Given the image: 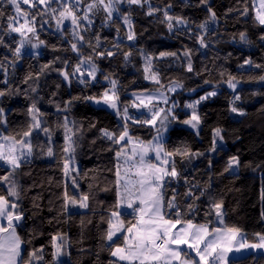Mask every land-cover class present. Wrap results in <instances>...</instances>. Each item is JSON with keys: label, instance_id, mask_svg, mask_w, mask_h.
Segmentation results:
<instances>
[{"label": "trees", "instance_id": "obj_1", "mask_svg": "<svg viewBox=\"0 0 264 264\" xmlns=\"http://www.w3.org/2000/svg\"><path fill=\"white\" fill-rule=\"evenodd\" d=\"M152 3L161 8L171 4L172 14L182 15L189 20L192 36L189 37L187 31L169 32L165 24L160 23L162 13L148 16L145 14L146 8L132 6L129 9L125 5L122 11L132 13L135 41L126 40V29L119 16L116 17V24L110 26H103L102 20L95 19L94 27L85 34L86 38L98 34L102 48H112L113 43L120 38L121 49H113L118 52L117 55L111 58L94 57L100 68L99 83L92 82L86 87L73 80L69 85L59 72L54 70L64 67L65 59L70 65H74L77 58L70 49V37L61 36L53 29V25L44 26L39 32L40 39L46 41V46L41 47L39 56L22 55V59L16 62L14 67L8 68L7 83H4L3 73H0V90H8L5 96L0 97V108L4 109V117L7 120L6 125L0 124V133L16 134L26 129L29 122L27 109L33 99L37 100V106L45 113L42 118L48 122L49 127L55 129L53 141L57 151L63 145V129L57 128L56 125L62 122L65 115L63 112H57V105L63 107L69 100H73L67 115L83 128L76 164L82 174L79 177L80 192L88 193L91 197L89 209H81L79 212L72 209L71 215H58L62 202L58 197L64 191V185L61 183L62 165L54 158L48 161L46 156L39 154V149H36L37 155L31 162L18 170L20 175L17 179L23 188L19 210L25 215L18 233L22 239L28 241L23 245L25 256L33 249L42 247L45 261H52L51 237L60 232L66 234L69 241L68 262L64 259L60 264H108V261L113 259L107 248H102L105 243L102 236L107 229V223L102 222L101 217L107 219L109 210L116 201L115 153L120 146L113 145L111 141L103 138L100 129L118 130L121 121L110 111L96 108L91 101L82 98L99 95L108 86L104 79L106 75L118 79L121 101H130L134 91H154L156 86L143 78L144 61L140 55L141 50L153 55L163 51L181 54L180 59L168 57L155 60L154 64L163 84L168 85L171 81L183 83V89L172 97L177 99L182 107L188 101L197 100L209 91H217V96L198 105L202 121L199 135L193 129L172 126L167 133L166 147L172 150L187 146L193 152L203 153L198 158H176L177 168L182 171V176H192L204 163L207 164V170L211 160L213 166L209 168V175L203 177L202 184L205 187L211 184L210 191L217 199L223 197L229 223L241 227L250 240L252 233L264 232V219L261 218V213L264 212V83L257 79L264 75V68L249 65L240 67L248 58L255 64L264 65V41L259 39L260 34L264 33V27H260L253 19L252 2L248 0V15L241 16L243 0H209L218 21L210 25L215 28L213 39L216 42L207 49L200 48L195 40V32L198 31L196 24L203 22L208 16L206 7L200 5L199 0H152ZM6 12H10V9H6ZM117 25L120 26L119 33L116 32ZM241 32L248 34L250 44L241 43ZM4 39L8 47L0 46V61H5L6 57L12 58L10 49L15 48L18 36L12 34ZM185 47L193 50L191 73L186 71V62L182 56ZM129 51L132 55L129 61L125 62L123 53ZM90 52V48H84V54ZM45 64L51 67L43 69L41 73ZM37 73L41 75L34 84ZM29 74L33 75V80L25 84L24 80ZM229 74L240 80L237 91L241 100L237 102V106L245 111L244 116L230 111L229 102L234 93L224 83ZM30 86L37 87L38 96L32 93ZM193 89L195 91H192ZM75 97L81 99H73ZM180 112L182 115L179 117L182 120L190 115L186 111ZM215 128H220L224 136L222 147L219 148L224 156L217 163H214L215 156L210 153ZM130 131L135 137L143 140H150L155 135L154 129L145 125H130ZM32 140L37 145L47 142V139L37 132L33 133ZM218 152L220 150L216 154ZM231 155L239 156L241 166L236 173H224L226 161ZM7 171L5 166L0 165V175ZM85 173L87 175H83ZM5 191L6 187L0 184V193ZM69 192H72L71 188ZM133 217V213L123 214L126 223L132 221ZM230 264H264V255H249L231 260Z\"/></svg>", "mask_w": 264, "mask_h": 264}, {"label": "snow or ice", "instance_id": "obj_2", "mask_svg": "<svg viewBox=\"0 0 264 264\" xmlns=\"http://www.w3.org/2000/svg\"><path fill=\"white\" fill-rule=\"evenodd\" d=\"M243 2L244 8L240 15L247 16L248 0ZM251 2L253 19L260 27H264V0H251ZM199 4L206 7L208 16L203 22L196 24L198 31L195 32V40L200 48L207 49L216 42L213 39L215 28L210 25L216 24L218 17L209 0H199ZM25 5L27 8L23 7ZM122 5H127L129 9L132 6L146 8L145 14L148 16L162 13L163 18L160 23L165 24L169 32L187 31L189 37L193 34L186 17L171 13V4L161 8L154 5L152 0H0V46L8 47L5 36L11 37L12 34L18 36L15 48L10 49L12 58L6 57V62L0 61V73H3L4 83H7L8 68L14 67L15 63L22 59L26 46L34 50L33 55L40 54L36 50L46 46V41L40 39L39 32L45 25L51 27L53 24L55 31L61 36L70 37L68 43L77 58L74 65H70L65 59L64 67L54 70L58 71L69 85L73 80L86 87L92 82L99 83L100 68L94 57L111 58L118 54L113 49L119 50L122 45L118 37L112 48H102L101 37L98 34L87 38L85 34L94 27L95 17L103 12L105 14L102 18L103 26L116 24V17L119 16L126 29V40L135 41L132 13L122 11ZM6 9H10V12H6ZM66 25H70V28ZM116 32H120L119 25L116 26ZM239 39L241 43H251L246 32H241ZM259 39L264 41V33L260 34ZM85 47L91 49L89 54H84ZM192 51L191 48L185 47L182 52L186 71L190 73L193 72ZM131 55V51L123 53L124 61L128 62ZM140 55L144 61L143 78L156 86L154 91L150 89L134 91L130 101H121L118 79L106 75L104 79L108 86L99 95L82 98L111 109L121 121L118 130L100 129L103 138L111 141L113 145L120 146L115 153L116 201L109 210L107 219L101 217L102 222L107 223V229L102 236L105 242L102 248H107L110 257L114 258L109 260L108 264H230V255L233 253H240L246 249H264V232L252 233L250 240L241 227L230 224L223 197L219 199L215 197L210 191L211 184L200 187L198 183H192L184 176L185 184L190 186L183 193L177 191L175 187L169 192L170 185L173 182L179 183L182 178V171L177 168L176 158H198L203 153L193 152L187 146L172 150L166 147L165 134L172 123L180 120L176 112L179 103L167 93H175L183 89L184 85L179 81L163 84L154 61L168 57L180 59L181 54L163 51L153 55L141 50ZM245 65L264 68V65L255 64L250 58L245 59L240 67L243 68ZM50 67L51 65L45 64L41 73L43 69ZM41 73L35 74L34 84L39 80ZM257 79L264 83V75H260ZM29 80H33L32 74L25 78L24 83L27 84ZM224 83L234 93L229 102L230 111L239 116L246 115L245 111L237 106V102L241 100V95L237 91L240 80L229 74V78ZM30 87L32 93L38 96L37 87ZM7 91V89L0 90V97L5 96ZM217 94L216 90H212L184 105L191 112L189 118L184 119L182 123L192 128L197 135L202 122L198 105ZM73 99H81V97ZM72 103L73 100H69L63 107L57 105L56 108L57 112L65 113L62 122L56 125L57 128L63 129V145L59 151L54 148L55 129L49 127L48 122L42 119L45 113L37 106L36 99H33L27 109L29 122L26 129L16 134L0 133V165L8 169L4 175H0V184L6 187V191L0 193V221H2L0 264H60V259L69 255L67 235L60 232L51 237L52 261H45L42 247L33 249L26 256L23 254L22 246L28 241L22 239L18 233L25 215L19 210L23 188L17 177L20 175L18 170L30 163L37 155L36 149H39L40 155L57 159L62 165L61 183L64 185V191L58 197L62 201L58 215H71L72 208H90V194L80 192L79 177L82 174L76 166V159L83 128L74 120H70L67 115ZM130 109H136L139 114H133ZM0 124H7L3 108H0ZM130 125L149 126L155 130V135L150 140L140 139L130 131ZM34 132H43L47 136L46 144H34L32 140ZM223 141L222 130L215 128L210 151H222L219 149V144ZM208 166L209 168L213 166L211 160ZM240 166L239 156L231 155L226 161L223 172L236 173ZM69 188L73 190L71 193ZM202 198L207 199L208 210L204 213V222L201 223L194 218L201 210L195 202ZM124 208L134 214L133 220L127 223L121 211ZM261 218L264 219V212L261 213Z\"/></svg>", "mask_w": 264, "mask_h": 264}, {"label": "rangeland", "instance_id": "obj_3", "mask_svg": "<svg viewBox=\"0 0 264 264\" xmlns=\"http://www.w3.org/2000/svg\"><path fill=\"white\" fill-rule=\"evenodd\" d=\"M23 7L27 8L26 5L23 6ZM121 7H122V9H124L125 5H122ZM104 15H105V14H104L103 12H100V13L95 17V19H100V20H102V18H103ZM45 26H47V25H45ZM66 26L70 28V25H66ZM52 27H53V29H54V24H53ZM54 30H55V29H54ZM14 35H16V34H14ZM41 47H42V46H41ZM40 50H41V48L38 49V50H36V51H38V52L40 53ZM33 51H34V50H32L29 46H26V48L23 50V55L25 54V55H29V56H36V55H33ZM39 55H40V54H39ZM39 55H38V56H39ZM180 90H181V89L177 90V92H179ZM177 92H175V93H167V94L172 98L173 95L176 94ZM131 97H132V94H131ZM172 99H173V98H172ZM173 100H175V101H177L178 103H180L177 99H173ZM193 101H195V100H192L191 102H193ZM188 103H190V102L188 101ZM91 104H92L94 107H96V108L106 109V110L110 111L111 113L115 114L111 109H108L107 107L96 105V104L93 103V102H91ZM186 104H187V103H186ZM130 111H131L133 114H139V113L137 112L136 109H130ZM141 111H143V110H141ZM180 111H186V112H188V113L191 112L190 109H186L185 107H182L181 105H179V107L176 108V112L179 114V116L182 115V113H181ZM188 118H189V117H188ZM188 118H185V119H188ZM42 119H43V118H42ZM119 121H120V119H119ZM182 121H183V120L180 119L178 122L172 123V124L170 125V128H171L172 126H179V127H184V128H187V129H192V128H190L189 126L183 124ZM154 131H155V130H154ZM34 133H35V132H34ZM37 133H40L44 138L47 139V136H46L43 132H37ZM167 133H168V132H167ZM167 133L165 134V140H166V138H167ZM221 147H222V143L219 144V148H221ZM210 153H211L213 156H215V161H214V163H217L218 161H220L221 158H223V156H224V154H223L221 151L218 152L217 154H216V152H210ZM46 158H47L48 161H51V160H52V158H48V157H46ZM206 165H207L206 163L202 164V166H200V167L195 171V173H194L192 176H186V177L188 178V180H189L190 182H192V183H198V184L200 185V187H205V186L202 184V183H203L202 180H203V177L209 175V172H210V171H209V168H208L207 170L205 169V166H206ZM178 170H180V169H178ZM121 171H122V169H121ZM180 171H181V170H180ZM183 177H184V176H182V178L180 179L179 183H177V182H173V183L170 185V187H169V192H171V188H172V187H175V188L177 189V191L183 193V192L185 191V189L188 188V187L190 186L189 184H185ZM71 190H72V189H71ZM72 191H73V190H72ZM181 199H182V197H181ZM195 203H196L197 205L200 206V209H201V210L199 211V214H198L194 219L197 220L198 222H201V223H202V222H204V219H205L204 213L208 210V209H207V203H208V201H207L206 198H202L201 200H198V201H196ZM78 209H79V208H78ZM121 211L123 212V214H131V213H132L131 210L126 209V208L121 209ZM0 223H2V221H0ZM22 247H23V246H22ZM249 255H256V256H258V255H264V249H257V250L246 249V250H242L240 253H233V254L230 255V261H231V260L242 259V258L247 257V256H249ZM113 259H114V258H113Z\"/></svg>", "mask_w": 264, "mask_h": 264}, {"label": "crops", "instance_id": "obj_4", "mask_svg": "<svg viewBox=\"0 0 264 264\" xmlns=\"http://www.w3.org/2000/svg\"><path fill=\"white\" fill-rule=\"evenodd\" d=\"M76 166L78 167V164H76ZM72 209L75 210V211H78V212L81 210V209H78V207H77V208H72ZM72 209H71V210H72ZM64 259L67 260V262H68V256H64V257H62V258L60 259V263H61L62 260H64Z\"/></svg>", "mask_w": 264, "mask_h": 264}]
</instances>
